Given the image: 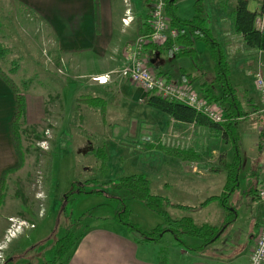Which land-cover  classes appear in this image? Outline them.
Listing matches in <instances>:
<instances>
[{
	"label": "rangeland",
	"instance_id": "1",
	"mask_svg": "<svg viewBox=\"0 0 264 264\" xmlns=\"http://www.w3.org/2000/svg\"><path fill=\"white\" fill-rule=\"evenodd\" d=\"M3 6L0 7V16L5 14L6 18H0V23L7 53L0 61V68L18 86L23 80L28 81L26 87L20 86L25 94L28 117L24 120L21 134L23 168L18 171L19 177L13 176L16 171L6 175V189L10 195L5 205L2 207V203L0 206L2 212L13 215V229L19 231L17 222L21 221L25 222L21 229H26L8 243V248L5 242L1 245L0 263L39 264L52 259L60 237L69 234L75 240L88 227H111L116 223L114 217L122 205L126 208L124 217L140 231L151 232L155 226L167 227L163 216L148 210L141 199L132 197L124 189H111L105 184L108 180L137 173L144 175L153 185L155 181L160 182L154 161L167 154L168 150H179L180 146L177 136L164 128L167 115L142 105L139 100L142 90L139 88L135 90L136 98L128 97L135 91L132 88L134 84L127 80L126 84L130 85L128 94L122 99L118 95L115 75L102 90H95L84 75L97 70L101 64L76 55L78 53L53 55L41 43L32 40L29 30L17 24L8 7ZM179 9L182 15H186L188 2L184 1ZM213 11L220 12L218 9H207L203 13L205 26H210ZM225 15L223 19L228 21ZM217 38L224 45V37ZM231 38L232 44L236 45V36L232 34ZM195 43L196 51L191 55L157 49L161 72L166 74L171 70L175 73L182 62L200 67L206 72L204 79H208L212 73L211 60L202 44ZM145 59L149 57L145 56ZM151 60H148L149 66L154 63ZM11 68L14 70L10 71ZM239 125L238 134L242 133L243 122ZM204 129L205 132L197 135L196 139L201 156V191L210 195L218 193L224 182L223 174H220L222 163L230 160L232 149L222 138L221 131L208 126ZM38 138L46 142H39ZM239 138L237 150L241 160L237 182L226 196V206L235 208L236 219L229 223L227 231L220 237L219 242L223 243H243L250 211H257L260 204L252 199V194L257 188L258 178L264 173V168L259 167L263 154L259 152L255 157L249 156L243 146V137ZM97 147L104 149L105 160L95 157ZM203 172L213 176L215 182H207ZM91 178L95 182L83 185L84 190L98 189L105 193H68L72 182ZM155 187L150 190L152 193L158 189ZM162 208L172 218L183 214L179 213L181 210ZM227 213L217 202H211L197 211L195 222L198 225H220ZM117 226L126 231L123 225ZM133 236L136 237V233ZM178 236L184 244H190L191 239L196 242L201 240L181 233ZM172 238L170 233L165 232L157 241L150 243L165 244Z\"/></svg>",
	"mask_w": 264,
	"mask_h": 264
},
{
	"label": "crops",
	"instance_id": "2",
	"mask_svg": "<svg viewBox=\"0 0 264 264\" xmlns=\"http://www.w3.org/2000/svg\"><path fill=\"white\" fill-rule=\"evenodd\" d=\"M184 1L189 4V10L186 15H182L179 12V8ZM199 1L202 5L203 13L207 9H218L220 11L212 12L210 26L207 27L212 36L217 39L225 55L229 65V80L237 87L240 94V103L248 111L245 117L246 120L244 118L239 122L240 124L243 122L242 133L239 134V137H243V146L250 154L249 156L255 157L259 152L263 154L259 167L262 166L264 168V114L260 110V99L253 82L255 69L259 68L264 73V51L247 46L240 35L233 31V10L236 0ZM262 1L246 0L247 8L257 13ZM95 2L96 12L93 0H0V7L6 5L11 12L13 20L17 24L19 23L22 28L29 30L31 36H33L32 40L41 43L52 54L58 53L63 56H71L73 53H78L76 55H82L90 61L101 64L97 70L84 76L88 81H91L95 90H102L103 86L110 83L111 76L115 75L118 95L124 99V97H127V88L130 85H127L129 83L126 84V79L118 76L116 70L131 63L133 41L138 36V32L144 33L148 31L149 0H95ZM194 2L195 0H175V16L179 19H190L194 12ZM190 4H192L191 7ZM126 9L128 12L125 14ZM225 14H227L228 21L223 19ZM125 15L129 16L127 19L129 23L126 25L121 22V18ZM0 18H6V15L2 14ZM216 18H222V20L216 21ZM1 27L2 22L0 23V44L6 47L3 43L4 36ZM232 34L236 36L238 41L236 45L230 41ZM218 36L224 37V45L218 41ZM196 44L192 39L190 44L192 50L187 54L191 55L196 51ZM77 49L83 50L80 52L73 51ZM157 49H162V47L156 48L146 45L140 50L141 57L155 73L164 75L169 81L189 85L202 97L206 94L217 96L220 94L218 85L212 82L213 65L211 66V76L208 79H204L206 78V72L200 67L192 64H183L182 62L178 65V70L175 73L168 70L165 74L161 72V63L157 61ZM145 56L154 60L152 66L148 65L149 59L146 60ZM104 74L109 76L105 84H97L90 79L92 76ZM132 88L135 91L139 87L134 85ZM140 92L142 98L145 91L142 90ZM135 96L136 91L128 97L136 98ZM25 106L26 119L28 117L26 99ZM12 110V94L0 80V176L4 171L15 166L17 162L8 128ZM167 117L164 128L171 130L170 132L177 136L176 140L180 143L178 149L185 152V154L175 155L171 150H168L166 151L167 154L156 158L154 168L155 173L160 175V182L155 181L154 183L155 188H158L155 194L166 197L172 202L191 206L199 204V202L209 196L219 195L225 185L224 169L220 173L223 174L224 182L218 189V193L206 195L201 191V156L198 154L199 144L196 137L205 132V125L179 122L169 116ZM32 125L36 124L32 123ZM243 132L249 133L244 134ZM37 141L44 142L45 140L38 138ZM229 147L231 148L230 145ZM230 160L226 159L223 162ZM22 165L23 158L21 166L15 170L16 172L13 176L19 177L18 171L22 170ZM203 173L207 182L212 184L215 182L214 177H209L210 174L208 172ZM263 178L264 173L262 177L258 178L257 187ZM148 181L149 188L152 190L153 182ZM256 189L252 194V199L254 200H257L255 196ZM231 190L233 189L230 188L228 193ZM9 195L10 191L6 189L2 207L5 205L6 198ZM200 198H202L201 201ZM257 201L260 203L259 209L250 211L248 229L244 235L243 243L240 244L234 241L219 242L220 237L227 231L229 223L220 230L216 239L210 243L202 245V240L196 242L191 239L190 241L193 244L190 243V245L183 242L178 244L173 236L172 240L165 244L160 242H137L133 240L127 230H122L117 226L119 223L115 221L116 223L111 227L95 225L86 228L76 241L68 260L64 264H248L253 237L264 217V203ZM211 202H217L220 208L223 209L218 200L210 201L202 207L207 206ZM2 207L0 209V245H4L5 242L8 248V243L21 235L26 228L17 231L15 235L6 239L8 218L12 217L13 219V215L2 212ZM200 208L193 210L177 209L182 211L179 213H183L178 214V216H188L197 224L195 222V219L198 218L196 213ZM235 219L236 215L230 223Z\"/></svg>",
	"mask_w": 264,
	"mask_h": 264
},
{
	"label": "trees",
	"instance_id": "3",
	"mask_svg": "<svg viewBox=\"0 0 264 264\" xmlns=\"http://www.w3.org/2000/svg\"><path fill=\"white\" fill-rule=\"evenodd\" d=\"M175 0H165L164 11L168 18L169 26L176 31V36L172 37L167 35L165 42L160 45L162 48L167 49L169 52L174 51L179 55L182 53H188L192 49L190 44L192 39L202 44L206 50L209 59L213 65V80L212 82L218 85L220 94H206L203 96L207 102L212 103L222 110L223 120L220 123H213L209 121L202 113L195 111L193 108L163 98L154 94L151 91L145 92L144 96L140 99L142 105L156 109L171 119L184 123H195L199 125H205L213 130L221 131V136L232 148V157L230 161L223 162L222 166L225 170V185L219 195H212L205 200L199 202L195 206L175 203L168 200L166 197H162L158 194L152 193L149 188V181L144 175L130 174L126 176H120L116 180H108L105 182L111 189H124L132 197L139 198L143 201L144 206L156 213L163 216L167 222V227L155 226L151 232H143L138 230L133 224H131L126 215V208L124 205L120 207L116 213L114 219L119 224L123 225L127 232L132 236L134 241L137 242H151L157 241L161 235L165 232L170 233L178 244H182L178 234H186L201 238L202 245L208 244L219 235L220 230L228 223H230L235 217V208L226 206V196L228 191L237 182V172L240 165V156L237 150L238 141V127L240 120L244 119L248 111L240 103V94L237 87L229 80V65L226 61L225 55L217 42L212 36L210 30L205 26L203 18V9L199 0H195L193 4L194 12L190 19H179L175 16ZM93 6L96 12V2L93 0ZM256 12L250 11L247 8L246 0H236V4L233 10V31L240 35L244 43L249 47H254L258 50L264 51V34L257 31L253 26V20ZM149 31V27H148ZM147 31V32H148ZM147 32H138V36H144ZM154 44L145 43L143 46ZM159 46V45H158ZM159 46V47H160ZM83 49L73 50L80 52ZM7 48L0 44V61L6 56ZM14 70L11 68L10 71ZM157 75L163 76L159 73ZM166 80L168 78L164 77ZM0 80L9 89L13 98V110L9 119L8 128L12 141L14 151L17 156V162L15 166L4 171L0 176V206L2 205L6 194V175L13 173L22 164V151H21V134L22 125L25 120L26 106H25V94L21 90L22 87H26L27 80H23L18 86L9 76L0 68ZM169 81V80H168ZM172 82V81H171ZM202 97V96H201ZM175 155H182L185 152L181 150H171ZM94 155L100 160H105L106 155L102 147H97L94 150ZM104 163V161H101ZM93 178L83 180L82 182H72L68 193L82 192V193H105L103 190L92 189L85 191L83 185L93 183ZM108 198H113L112 195L105 194ZM218 200L223 209L227 210V213L220 226L211 225L207 223L195 224L188 216H181L178 218H172L162 207H170L182 210H193L198 207L206 205L210 201ZM125 218V219H124ZM136 233V237L133 234ZM81 235L73 240L69 234H65L57 240L55 256L52 259L46 260L39 264H64L69 257L76 241ZM25 264H36L27 262Z\"/></svg>",
	"mask_w": 264,
	"mask_h": 264
},
{
	"label": "built area",
	"instance_id": "4",
	"mask_svg": "<svg viewBox=\"0 0 264 264\" xmlns=\"http://www.w3.org/2000/svg\"><path fill=\"white\" fill-rule=\"evenodd\" d=\"M165 0H149L148 26L149 31L144 36H137L133 41L132 61L129 65L121 66L116 73L121 78L126 79L130 83L138 86L143 91H151L163 98L173 100L178 103L185 104L195 111L202 113L209 121L220 123L223 120L222 110L216 105L207 102L203 97L199 96L189 85L180 82H171L163 76L157 75L146 64L141 57V45L150 43L154 45H162L167 35L176 36V31L168 24V18L164 11ZM128 10H125V14ZM128 15L121 18L123 24H128ZM254 28L264 34V0L257 11L254 20ZM97 84H105L109 76L107 74L92 76L90 78ZM254 87L260 99V110L264 114V73L259 69L253 72ZM255 196L257 200L264 203V178L258 185ZM10 226L6 229L5 238L8 239L15 235L16 228L13 229L12 218H8ZM18 230L25 225V222H17ZM0 245V249H1ZM1 259V256H0ZM1 264V263H0ZM248 264H264V217L253 237V243L248 256Z\"/></svg>",
	"mask_w": 264,
	"mask_h": 264
},
{
	"label": "water",
	"instance_id": "5",
	"mask_svg": "<svg viewBox=\"0 0 264 264\" xmlns=\"http://www.w3.org/2000/svg\"><path fill=\"white\" fill-rule=\"evenodd\" d=\"M152 61V60H151Z\"/></svg>",
	"mask_w": 264,
	"mask_h": 264
}]
</instances>
